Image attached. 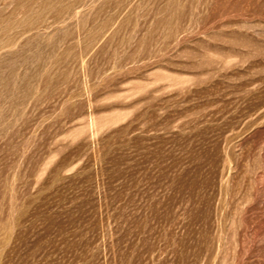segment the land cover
Returning a JSON list of instances; mask_svg holds the SVG:
<instances>
[{
  "label": "rangeland",
  "instance_id": "1",
  "mask_svg": "<svg viewBox=\"0 0 264 264\" xmlns=\"http://www.w3.org/2000/svg\"><path fill=\"white\" fill-rule=\"evenodd\" d=\"M0 264H264V0H0Z\"/></svg>",
  "mask_w": 264,
  "mask_h": 264
}]
</instances>
